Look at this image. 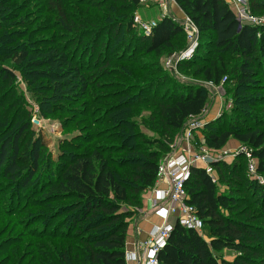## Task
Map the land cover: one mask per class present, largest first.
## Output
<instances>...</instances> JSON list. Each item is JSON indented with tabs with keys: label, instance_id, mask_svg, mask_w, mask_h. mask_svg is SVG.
Returning <instances> with one entry per match:
<instances>
[{
	"label": "trees",
	"instance_id": "1",
	"mask_svg": "<svg viewBox=\"0 0 264 264\" xmlns=\"http://www.w3.org/2000/svg\"><path fill=\"white\" fill-rule=\"evenodd\" d=\"M41 1L45 6L42 11L54 17V24L60 30L72 39L78 36L75 44H82V39L92 32H95L92 40L97 43H100L102 35L105 36L93 64L100 66L99 74L102 76L108 74L107 65L111 60L106 58V53L111 43L118 40L123 29L136 34L131 13L140 5V0H83L82 6L87 8L89 14L90 10L95 14L104 11L96 18L98 23H91L92 32H85L87 26L84 21L78 14L70 12L69 1ZM174 1L193 22L200 37L210 41L200 53H194L184 63L179 62L178 69L186 66L189 70L196 68L197 59L201 67L195 69V75L200 76L206 85L211 83L218 86L229 74L226 59H238L237 73L232 78L235 88L253 85L254 71L264 67V27L240 26L225 0ZM24 3L26 0L20 4ZM249 5L254 15L264 11V0H249ZM7 11L15 19L23 10L15 5L14 0H0V15ZM11 28L10 24H0V82L8 88L13 84L14 75L7 65L21 67L30 54L28 49L16 43L22 36L18 37ZM181 33L178 24L163 18L149 37L139 34L143 52L159 60L174 49ZM73 44L58 47L56 53L66 51ZM67 62L70 66L67 74L73 70L77 76L73 87L84 92L90 83L82 75L79 78L78 62L74 57ZM50 63L49 57L39 61L37 66L44 67ZM66 71L59 74H66ZM55 73L39 71L32 75L52 78ZM68 85L63 83L61 87ZM205 86L191 87L171 81L164 94L159 96L157 92L152 95V100L151 97L146 98L151 100L153 113L159 119L160 138L150 140L137 136V143L132 145L119 141L108 146H89L86 152L70 155L60 175L45 189L34 193L43 203L57 204L51 209L49 222L51 220L52 223L49 224L59 221L61 227L59 229L53 225L50 231L42 235L40 240L46 241L38 252L41 259L35 264H126L125 244L130 220L142 208V195L155 185L158 166L170 152L173 133L181 130L188 119L198 117L204 111L208 103ZM2 99L0 96V111L7 113L20 108L19 99L1 108ZM120 105L123 107L126 102ZM115 112L119 115L123 113V108L119 107ZM8 127L5 126L2 131L0 126V177L13 183L19 180L16 163L18 136L25 131L27 123L25 120L17 133L4 140L2 136ZM202 135L205 146L214 151L221 150L230 138L235 139L252 151V156L257 160V173L264 175V132L258 127L236 129L208 123ZM38 158V153H34L32 169L23 180V189L29 192L30 180L37 172ZM220 165L228 173V182H232L228 191L219 190L223 177L218 176ZM211 168L216 177L215 183L204 169L192 168L184 185L187 203L194 207L203 223L202 234L174 224L165 246L157 253V264H264V227L257 224L264 220V184L256 186L257 189L242 188L250 183L242 154L229 164L215 162ZM250 188L253 186L250 185ZM223 250L233 253L232 261H225L218 255ZM12 263L17 264L18 259L15 258Z\"/></svg>",
	"mask_w": 264,
	"mask_h": 264
},
{
	"label": "rangeland",
	"instance_id": "2",
	"mask_svg": "<svg viewBox=\"0 0 264 264\" xmlns=\"http://www.w3.org/2000/svg\"><path fill=\"white\" fill-rule=\"evenodd\" d=\"M21 1L23 2L14 0L15 5L23 10L19 12L17 18L12 19L13 14L9 11L0 15V24H10L11 31L18 37L22 36L16 43L30 52L23 66L7 65L14 75L11 88L0 82V96L3 98L1 108L11 104L15 99L21 102L20 108L16 111L12 109L7 113L0 111L2 131L5 126L14 124L11 128H6L3 139L6 140L17 133L18 127L23 125L25 120L27 123L25 131L18 136L19 151L16 160L18 182L12 183L0 177V264H13L15 258L18 259L17 264H35L41 259L38 252L46 240L40 238L50 231L53 225L59 228L60 222L49 224L52 223L51 220L49 222L51 209L57 204L43 203L34 193L45 189L48 183L60 175V170L70 155L86 152L89 146H108L119 141L132 145L137 143L135 139L137 136L150 140L160 138L159 119L153 113L151 105L152 95L157 92L159 96L164 94L171 81L191 87L206 85L200 76L195 75V69L201 67L197 59L196 68L189 70L188 66L181 69L177 67L173 76L163 68L167 59L170 57L176 59L189 46V40L183 33L178 36L174 49L156 60L153 55L143 52L140 33L134 25L132 26L136 34L123 29L118 40L111 43L110 50L106 53V58L111 61L107 65L108 74L102 76L99 74L100 66L93 64L105 36L100 37V43L94 42L92 37L95 32H92L91 23H98L96 18L104 14V11L95 14L90 10L89 14L87 8L82 6L83 0H67L71 7L70 12L78 14L86 24L85 32H92L82 39V44L80 42L75 44L78 36L72 39L73 37L60 30L54 24V17L42 11L45 7L43 1L26 0V3L20 4ZM158 1L140 0V5L131 13L132 23L136 16L141 20H156L160 16ZM229 7L233 11L231 5ZM168 13L169 16L166 18L179 25L178 21H173L171 13L175 18H180V9L175 11L170 7ZM253 16L257 21L256 25L264 27V11ZM73 42L71 48L56 53L58 47L65 48ZM208 43H210L208 38L199 35L191 57L194 53H200ZM118 48L119 50H116ZM201 55L205 56L203 52ZM49 57L51 63L48 66H37L39 61ZM70 57H74L78 62L76 68L79 69V78H82V75L90 83L84 92L73 87L77 81L76 72L71 70L72 73L67 74L66 70L70 67L67 60ZM238 63V59H226L228 77L222 79L218 86H205L208 103L202 114L194 118L204 125L200 131L201 135L208 123L236 129L254 126L264 132V67L261 66L254 71L251 80L253 85L240 86L236 89L232 78L237 73ZM39 71L58 74L55 73L56 76L54 74L52 78L39 74L32 75L33 72ZM61 71H66V74H59ZM63 83L70 85L62 88ZM147 97H151V100L148 101ZM125 102L126 105L122 107L120 103ZM119 107L123 108V113L118 115L115 110ZM12 116L14 119H11ZM35 117L41 121L39 129L31 122ZM242 123L244 125H241ZM182 134L183 128L173 133L168 154L179 150ZM241 147L243 146L238 141L230 138L219 152L225 151L230 154ZM34 153L39 155L38 168L30 180L29 192L23 189L22 184L32 169ZM222 156L224 159L220 162L223 164L232 162L231 158ZM112 157L118 159L117 156ZM219 175L223 176L222 180L224 179L223 181L220 179L219 190L228 191L232 182H228V173L222 165ZM248 181L249 186L243 185V189H257L256 186L264 184V175L258 174L256 179ZM250 185L253 188H250ZM153 188L142 195V203L144 195L152 192ZM255 199L257 200V197ZM141 209L130 223L138 217ZM159 211L160 209L157 213ZM257 224L264 227V220L258 221ZM218 255L225 261H232L234 256L229 250H223Z\"/></svg>",
	"mask_w": 264,
	"mask_h": 264
},
{
	"label": "built area",
	"instance_id": "3",
	"mask_svg": "<svg viewBox=\"0 0 264 264\" xmlns=\"http://www.w3.org/2000/svg\"><path fill=\"white\" fill-rule=\"evenodd\" d=\"M225 2L231 5L240 26L256 25L257 21L251 13L249 0H225ZM158 7L160 16L156 20H141L137 16L133 19V25L145 37L152 34L159 21L169 16L170 7L179 11L174 0H159ZM179 14L181 15L180 18H175L172 13L171 16L173 21H178L182 33L189 40V46L176 59L170 57L165 61L163 68L172 76L176 74L178 62L191 57L197 45L196 39L199 36L193 22L181 10ZM207 85L214 86L211 83ZM194 118L188 119V122L183 126L179 150L165 156L158 166L156 182L149 199V207L153 210L160 209L163 211L165 220L162 225L152 227L146 238L135 244L133 252L125 253L127 260L136 264H157V253L165 246L170 231L176 223L185 229L202 234L203 223L197 216L194 207L187 203L184 188L192 168L204 169L212 182L215 183L216 177L211 165L224 159L222 155L233 160L242 154L246 161L247 178L254 180L258 175L257 160L252 156L250 149L241 147L230 154L225 151L222 153L219 152L220 150L208 149L200 132L204 125L201 121H195ZM31 122L38 129L41 128L40 119L35 117Z\"/></svg>",
	"mask_w": 264,
	"mask_h": 264
},
{
	"label": "crops",
	"instance_id": "4",
	"mask_svg": "<svg viewBox=\"0 0 264 264\" xmlns=\"http://www.w3.org/2000/svg\"><path fill=\"white\" fill-rule=\"evenodd\" d=\"M231 144V143H229ZM232 145V144H231ZM163 186V185H162ZM150 196L151 192L143 197L142 209L139 211L138 217L134 219L128 226L126 244H125V253L133 252L135 244L139 241H143L147 234L150 232L152 227L160 226L164 223L165 217L158 209H151L150 205ZM126 259V264H136L132 261Z\"/></svg>",
	"mask_w": 264,
	"mask_h": 264
}]
</instances>
